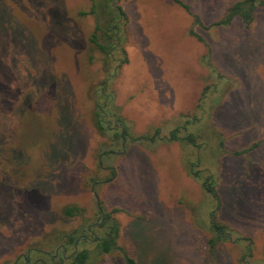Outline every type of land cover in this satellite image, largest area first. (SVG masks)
Here are the masks:
<instances>
[{"label":"rangeland","instance_id":"rangeland-1","mask_svg":"<svg viewBox=\"0 0 264 264\" xmlns=\"http://www.w3.org/2000/svg\"><path fill=\"white\" fill-rule=\"evenodd\" d=\"M183 1L208 28L174 0H118L128 32L108 57L92 0H0V263L100 234V208H118L135 264H264V0L249 26L213 27L238 0ZM97 105L127 136L95 128ZM215 212L231 235L212 246Z\"/></svg>","mask_w":264,"mask_h":264},{"label":"trees","instance_id":"trees-1","mask_svg":"<svg viewBox=\"0 0 264 264\" xmlns=\"http://www.w3.org/2000/svg\"><path fill=\"white\" fill-rule=\"evenodd\" d=\"M111 2L112 0H92L93 6L91 9L92 12L96 13L98 12V9H104V11H107L109 19L111 20L110 25L106 26L103 30L100 28V25L97 24L95 31L90 38V41L95 43L96 46L108 57H111V51L117 45V42H115V37L121 30L128 32L127 25L129 22L128 14L123 6L118 2V0H114L113 4ZM174 2L193 15L194 24L203 26L205 28L209 27L203 24L199 15L193 14L189 4L185 3L183 0H174ZM262 3L263 0H238L227 9L226 15L222 19L211 24V27L228 25L234 18L237 17L240 18L247 26H249L254 21L257 8ZM190 34L197 37L199 40L204 41L203 37L194 31V29L190 30ZM118 37L119 39L121 38L120 36ZM120 49L126 53V50L123 46H121ZM209 49L208 53L211 51ZM127 62L128 58L125 54L124 59L116 65L115 71L117 72ZM103 85L105 87L106 82H103ZM115 124L118 128L127 127L125 119L122 117H116ZM94 126L99 132L113 130L115 132L114 135L117 138H124L127 136L126 130L120 133L110 126V123L107 120V112L104 109V106L101 105H97L94 115ZM172 137H177L175 132L172 134ZM189 140L194 142L195 136L190 134ZM243 152L244 151H234L231 153L240 155ZM213 184L214 183L212 180L208 178L206 181H204V188L212 195L214 199L218 201L217 207H219L220 202L217 194L218 192ZM119 211L120 210L118 208H113L108 211H106L104 208H100L101 222L97 226L100 229V234H94V242L92 247L85 246L86 244L90 243L88 236L90 234L89 229L92 230V225H89L88 227L83 224L71 233H66L64 235L62 234L67 238V244L63 248H60L61 254H56V251H54L52 254L49 252H44L41 248L31 247L29 248L26 255L18 256L14 262L5 260L0 264H99V261L103 255L112 254L117 251L122 252L127 264H135L134 259L131 258L123 248L120 247L118 242L121 227L115 214ZM63 214L69 218H73L83 216L84 210L78 205H68L64 207ZM211 229L214 233V236L210 239L212 246H215L218 241L230 238L231 230H229L226 224L220 222L217 219V212L213 214ZM238 239L246 240L247 238L239 237ZM68 245H73V251L67 255V257H65L64 250L68 249Z\"/></svg>","mask_w":264,"mask_h":264},{"label":"flooded vegetation","instance_id":"flooded-vegetation-1","mask_svg":"<svg viewBox=\"0 0 264 264\" xmlns=\"http://www.w3.org/2000/svg\"><path fill=\"white\" fill-rule=\"evenodd\" d=\"M89 233L90 234H94V232L91 230V229H89ZM96 235V234H95ZM64 246L62 245L60 248H63ZM60 248H57V250H56V254H59L60 253ZM64 256L65 257H67V254H66V250H64Z\"/></svg>","mask_w":264,"mask_h":264},{"label":"crops","instance_id":"crops-1","mask_svg":"<svg viewBox=\"0 0 264 264\" xmlns=\"http://www.w3.org/2000/svg\"><path fill=\"white\" fill-rule=\"evenodd\" d=\"M193 23H194V21H193Z\"/></svg>","mask_w":264,"mask_h":264},{"label":"water","instance_id":"water-1","mask_svg":"<svg viewBox=\"0 0 264 264\" xmlns=\"http://www.w3.org/2000/svg\"><path fill=\"white\" fill-rule=\"evenodd\" d=\"M98 198V197H97Z\"/></svg>","mask_w":264,"mask_h":264}]
</instances>
